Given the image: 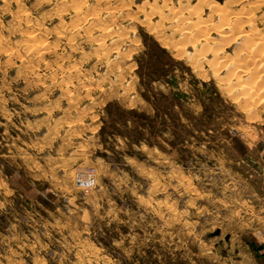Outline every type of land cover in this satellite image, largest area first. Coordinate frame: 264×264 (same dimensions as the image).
Returning <instances> with one entry per match:
<instances>
[{
  "label": "rangeland",
  "instance_id": "374dc122",
  "mask_svg": "<svg viewBox=\"0 0 264 264\" xmlns=\"http://www.w3.org/2000/svg\"><path fill=\"white\" fill-rule=\"evenodd\" d=\"M263 43L264 0H0V264H264Z\"/></svg>",
  "mask_w": 264,
  "mask_h": 264
},
{
  "label": "built area",
  "instance_id": "2783aa9c",
  "mask_svg": "<svg viewBox=\"0 0 264 264\" xmlns=\"http://www.w3.org/2000/svg\"><path fill=\"white\" fill-rule=\"evenodd\" d=\"M77 180V182L85 188L91 187L94 184V178L91 172H88L87 178L83 179L79 176Z\"/></svg>",
  "mask_w": 264,
  "mask_h": 264
},
{
  "label": "bare ground",
  "instance_id": "6f19581e",
  "mask_svg": "<svg viewBox=\"0 0 264 264\" xmlns=\"http://www.w3.org/2000/svg\"><path fill=\"white\" fill-rule=\"evenodd\" d=\"M242 6V5H241ZM158 10V9H157ZM233 13V12H232ZM235 16V15H234ZM224 19V18H223ZM210 20V19H209ZM235 20V19H234ZM248 20V19H247ZM202 21V20H201ZM235 22V21H234ZM226 23V22H225ZM237 24H239L238 22H236ZM235 23V24H236ZM241 24V23H240ZM196 26V25H195ZM227 27V26H226ZM228 28V27H227ZM231 29V28H230ZM229 30V29H228ZM198 31V30H197ZM113 34V33H112ZM201 34V33H200ZM193 39V38H192ZM33 40V39H32ZM250 43V42H249ZM43 44V43H42ZM264 44V43H263ZM215 47V46H214ZM63 48V47H62ZM61 50V49H60ZM63 50H65L64 48H63ZM244 57V56H243ZM219 65V64H218ZM236 83V82H235ZM260 87V86H259ZM252 93V92H251ZM233 96V95H232ZM249 96V95H248ZM252 96H253V94H252ZM255 98V97H254ZM250 99V98H249ZM248 100V99H247ZM255 100V99H254ZM249 101V100H248ZM251 101V100H250Z\"/></svg>",
  "mask_w": 264,
  "mask_h": 264
}]
</instances>
